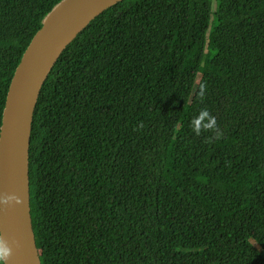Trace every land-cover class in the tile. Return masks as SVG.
<instances>
[{"label":"trees","instance_id":"16d2710c","mask_svg":"<svg viewBox=\"0 0 264 264\" xmlns=\"http://www.w3.org/2000/svg\"><path fill=\"white\" fill-rule=\"evenodd\" d=\"M60 1L0 0V125ZM29 195L41 264H264V0H123L93 19L40 90Z\"/></svg>","mask_w":264,"mask_h":264},{"label":"water","instance_id":"95a60500","mask_svg":"<svg viewBox=\"0 0 264 264\" xmlns=\"http://www.w3.org/2000/svg\"><path fill=\"white\" fill-rule=\"evenodd\" d=\"M123 0H61L43 18L10 80L0 125V239L5 264H41L30 214L29 145L40 90L64 49L97 16ZM14 242V243H13Z\"/></svg>","mask_w":264,"mask_h":264},{"label":"clouds","instance_id":"9594fccd","mask_svg":"<svg viewBox=\"0 0 264 264\" xmlns=\"http://www.w3.org/2000/svg\"><path fill=\"white\" fill-rule=\"evenodd\" d=\"M199 118L200 120H203L205 118L208 119L209 122L207 125H205V127L207 128L215 127V117L210 116L206 109L200 112ZM194 132H196V134H199V129L194 128ZM216 135L218 137L220 135L219 132H217ZM4 203H7V200H0V204H4ZM10 254H11V248L9 247V243L0 239V264H5V261L8 259Z\"/></svg>","mask_w":264,"mask_h":264}]
</instances>
